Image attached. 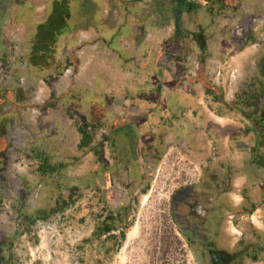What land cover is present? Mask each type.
<instances>
[{
    "label": "flooded vegetation",
    "instance_id": "1",
    "mask_svg": "<svg viewBox=\"0 0 264 264\" xmlns=\"http://www.w3.org/2000/svg\"><path fill=\"white\" fill-rule=\"evenodd\" d=\"M253 22L243 20L239 36L233 30L226 36L241 44ZM21 36L12 33L1 44L0 264H105V258L123 244L155 175H169L160 174L158 167L167 159L173 163L174 150L177 159L188 157L196 172H179L168 198V214L178 235L200 264H246L249 246L238 225L242 213L235 212L229 201V169L216 168L208 159L194 163L184 138L169 140L163 130L156 132L155 122L162 116L152 108H138L135 102L128 105L125 96L108 95L102 108L89 101L92 107L81 111L82 101L73 98L94 85L93 78L86 81L80 76L81 49L78 54L72 49L56 56L46 44L36 53L40 38L31 33ZM197 59L196 70L201 69L202 58ZM53 61L54 69L49 66ZM216 62L204 67L205 97L222 79L224 63ZM262 66L252 70L250 80L244 78L225 92L223 103L239 111L259 112L254 109L263 108L258 90L264 79ZM196 70L191 71L193 79L200 75ZM44 86L46 93L49 88L54 91L47 98ZM200 103L206 108L204 100ZM69 123L80 127L76 143L89 159L83 173H78L80 168L76 171L74 161H68L70 172L64 171L66 165L58 154L60 141L71 144ZM37 223L53 226L48 251H42L46 247L31 230ZM37 247L42 250L32 260L31 249Z\"/></svg>",
    "mask_w": 264,
    "mask_h": 264
},
{
    "label": "crops",
    "instance_id": "2",
    "mask_svg": "<svg viewBox=\"0 0 264 264\" xmlns=\"http://www.w3.org/2000/svg\"><path fill=\"white\" fill-rule=\"evenodd\" d=\"M0 3L1 21L9 31L15 26L22 37L29 33L35 39L51 35L47 44L56 56L81 49L84 61L80 76L94 80L90 92L81 89L73 98L82 101L81 111L92 107L89 101L102 108L108 95L125 96L128 105L135 102L138 108H152L162 116L155 122L156 132L163 130L169 140L184 138L194 163H207L208 159L216 168L222 165L229 169V201L235 212L242 213L238 225L249 246L246 264H264V79L258 87L263 108H255L259 109L255 114L229 108L222 98L234 84L250 80L257 66L264 67V0ZM72 5L76 9L80 6L79 16ZM9 12V16L3 15ZM251 18L254 22L247 39L241 44L236 39L230 41L226 32L233 30L239 36L242 31L238 32V27ZM184 57L190 59L188 63ZM197 57L202 58L198 70ZM213 61L223 62L225 67L218 86L214 91L209 89L205 97L202 75L208 73L204 67L211 68ZM53 65L54 61L49 63L54 69ZM195 70L200 75L193 79L190 75ZM42 90L46 98L52 94L51 88L47 93V88ZM68 128L71 144L60 141L58 154L66 165L64 171L70 172L68 161H74L76 171L80 168L78 173H83L89 159L80 142L76 143L80 127L69 123Z\"/></svg>",
    "mask_w": 264,
    "mask_h": 264
},
{
    "label": "rangeland",
    "instance_id": "3",
    "mask_svg": "<svg viewBox=\"0 0 264 264\" xmlns=\"http://www.w3.org/2000/svg\"><path fill=\"white\" fill-rule=\"evenodd\" d=\"M72 7L74 8V5ZM75 9L74 13L79 16L80 6ZM1 15L2 13H0V18ZM3 15L7 17L10 12L3 13ZM4 23L0 20V36L2 35L0 37V55L2 53L1 44L7 40L6 35L3 34L12 33L11 31L17 33L15 26H12L9 31ZM47 39V34H44L40 38L44 44L39 43L36 48H45ZM59 80L56 78V81ZM45 88L46 86H44ZM90 90L92 88L88 92ZM51 91L54 93L52 89ZM172 154L175 156L173 163L167 161L163 163L162 161L163 164L160 163L158 167L160 174L166 171L169 175H155L146 197L142 198V204L134 221L126 230L123 244L112 257L105 258V264H200L191 253L186 241L178 235L168 214V198L177 186L176 178L180 176L177 174L189 172L192 175L196 172L194 166L189 164L188 157L177 159L179 153L176 150Z\"/></svg>",
    "mask_w": 264,
    "mask_h": 264
},
{
    "label": "built area",
    "instance_id": "4",
    "mask_svg": "<svg viewBox=\"0 0 264 264\" xmlns=\"http://www.w3.org/2000/svg\"><path fill=\"white\" fill-rule=\"evenodd\" d=\"M32 231L37 232V234L40 237V244H42V248L46 247L45 249H40L39 247H37L36 249L33 248L31 249L32 252L30 253L32 260L34 259V256L36 253H38V251L42 250V251H48L49 250V246L50 243L54 237V234L52 233L53 230V226L51 223H37L35 226L31 227Z\"/></svg>",
    "mask_w": 264,
    "mask_h": 264
},
{
    "label": "bare ground",
    "instance_id": "5",
    "mask_svg": "<svg viewBox=\"0 0 264 264\" xmlns=\"http://www.w3.org/2000/svg\"><path fill=\"white\" fill-rule=\"evenodd\" d=\"M134 232V231H133ZM130 238V237H129Z\"/></svg>",
    "mask_w": 264,
    "mask_h": 264
}]
</instances>
